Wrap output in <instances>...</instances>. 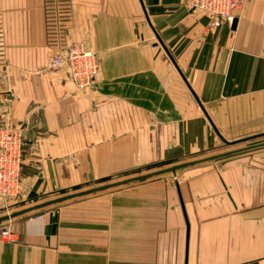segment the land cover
I'll list each match as a JSON object with an SVG mask.
<instances>
[{
	"label": "crops",
	"instance_id": "1",
	"mask_svg": "<svg viewBox=\"0 0 264 264\" xmlns=\"http://www.w3.org/2000/svg\"><path fill=\"white\" fill-rule=\"evenodd\" d=\"M236 18L212 28L187 0H0V115L23 143L0 264H264V0ZM74 41L97 55L92 86L47 67ZM160 163L189 164L85 191Z\"/></svg>",
	"mask_w": 264,
	"mask_h": 264
},
{
	"label": "built area",
	"instance_id": "2",
	"mask_svg": "<svg viewBox=\"0 0 264 264\" xmlns=\"http://www.w3.org/2000/svg\"><path fill=\"white\" fill-rule=\"evenodd\" d=\"M248 0H187V5L196 11L205 13L210 27L217 28L222 24H232L244 10ZM47 67L51 70L66 68L69 78L78 88L92 86L98 72L96 53L85 47L82 41H74L65 48L51 52L47 56ZM10 96H0V103L7 109L11 107ZM6 116L8 111H6ZM21 130L9 124L0 115V197L15 198L21 191L22 159ZM0 237L4 240H15L16 234L9 223L0 227Z\"/></svg>",
	"mask_w": 264,
	"mask_h": 264
},
{
	"label": "rangeland",
	"instance_id": "3",
	"mask_svg": "<svg viewBox=\"0 0 264 264\" xmlns=\"http://www.w3.org/2000/svg\"><path fill=\"white\" fill-rule=\"evenodd\" d=\"M170 164H172V163H160V164L149 166V167H146L143 169H135L134 171H132L131 173H127L126 175L105 179V180L101 181L100 183L92 185L91 187H89L85 191H87V192H94L97 190L99 192H102V191L109 192V191H115V190L116 191H121V190L126 191L128 189H125V188L129 187V183H122L123 181H127L133 177L136 178V177L141 176V175H147L149 173H153L155 171L168 168V167H170ZM172 165H174V164H172ZM169 174L170 173H168L166 175H169ZM170 175H172V174H170ZM139 181L143 182L145 180H142V179L141 180H135V186L138 185ZM95 189H97V190H95Z\"/></svg>",
	"mask_w": 264,
	"mask_h": 264
},
{
	"label": "water",
	"instance_id": "4",
	"mask_svg": "<svg viewBox=\"0 0 264 264\" xmlns=\"http://www.w3.org/2000/svg\"><path fill=\"white\" fill-rule=\"evenodd\" d=\"M236 22H237V18L235 17V18L233 19L232 24H231V27H232V28L235 27ZM212 157H213V156H211V157H207V158H203V159H200V161H205L206 159H211ZM188 164H189V163L175 164V165H172V166H170V167H168V168H165V169L159 170V171H157V172H154V173H152V174L163 173V172H175L177 169H179V168H181V167H183V166H186V165H188ZM141 177H145V176H141Z\"/></svg>",
	"mask_w": 264,
	"mask_h": 264
}]
</instances>
